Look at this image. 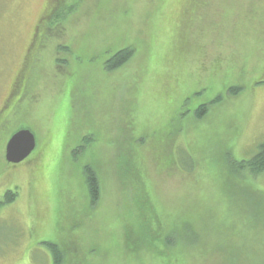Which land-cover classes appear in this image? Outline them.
I'll list each match as a JSON object with an SVG mask.
<instances>
[{
	"label": "rangeland",
	"instance_id": "obj_1",
	"mask_svg": "<svg viewBox=\"0 0 264 264\" xmlns=\"http://www.w3.org/2000/svg\"><path fill=\"white\" fill-rule=\"evenodd\" d=\"M56 11L69 36L24 93ZM20 130L35 149L8 164ZM263 143L264 0H0V264H54L47 244L63 264H264V174L238 167Z\"/></svg>",
	"mask_w": 264,
	"mask_h": 264
},
{
	"label": "trees",
	"instance_id": "obj_2",
	"mask_svg": "<svg viewBox=\"0 0 264 264\" xmlns=\"http://www.w3.org/2000/svg\"><path fill=\"white\" fill-rule=\"evenodd\" d=\"M57 1H62V0H57ZM57 4H58V2H56V5ZM60 10H62V9H60ZM57 11H56V13L53 14L54 16L51 15V13H50V15L48 17H46L43 22H45L48 18L51 21L53 19H55L57 22L55 23L54 26H51V28H49V29H52L55 32L61 27L60 29L65 31V32H60V33H63V35H64L63 37L69 36L68 30L66 28H64V25L69 24V22H68L69 18L67 15H62V14H64V13H62V11H59V12H57ZM47 29H48V27L43 29L41 26V34H39L37 39L35 40V42H37L35 44V52L31 53L28 56L27 64H26L24 70H22V72L20 74V78H18V79H20V82H21V84H20L21 90L24 91L26 89L24 93H26L27 91L30 90V88H28V86L29 87L32 86V82L34 81V79L36 80L35 74H34L36 71V68L33 66V64L31 62H33V63L35 62L36 58H38V55H39L38 53H40L42 48H45L49 42L55 43L54 37L50 38V33L46 32V34H44V32ZM42 45L44 47H42ZM65 45H67V44H65ZM68 46H71V45H68ZM65 47H67V46H65ZM60 48H61V46L58 45L57 49H60ZM67 48H69V47H67ZM68 54H70V53H67V55ZM133 55H134V51L131 49L120 50L119 52L112 55L110 61L104 65L105 71H107L109 73H113V72L119 70L120 68L125 66L128 62H130V60L133 58ZM42 58L44 59V56L43 57L40 56L38 60H43ZM58 58L60 59V61H58V64L65 63L66 66H68V63L70 62V56L68 57V59H67V57L64 58L63 61H61L62 57H58ZM26 85H27V87H26ZM230 91H233V90L230 89ZM15 92H17V91H15ZM205 110H207V106L202 105L197 111L198 116L203 115ZM238 167L242 170H246L252 176H259V175L264 174V143L260 145L259 152L252 159H250L248 161L238 162ZM84 172H85V176H86V184H87L88 189H89L90 199H91L92 203L97 202L99 200V197H100L99 196L100 190H99L98 176L95 173L94 169L90 166L86 167ZM16 197H17V193L12 192V191H8L5 194L4 202H2V203H5V204L12 203L16 199ZM1 205L2 204H0V206ZM47 246L53 255L54 264H63V258L64 257L62 256L63 254L59 251V247L57 245H54V244H47Z\"/></svg>",
	"mask_w": 264,
	"mask_h": 264
},
{
	"label": "water",
	"instance_id": "obj_3",
	"mask_svg": "<svg viewBox=\"0 0 264 264\" xmlns=\"http://www.w3.org/2000/svg\"><path fill=\"white\" fill-rule=\"evenodd\" d=\"M36 140L29 130H21L9 141L6 148V160L9 164L22 163L35 149Z\"/></svg>",
	"mask_w": 264,
	"mask_h": 264
},
{
	"label": "flooded vegetation",
	"instance_id": "obj_4",
	"mask_svg": "<svg viewBox=\"0 0 264 264\" xmlns=\"http://www.w3.org/2000/svg\"><path fill=\"white\" fill-rule=\"evenodd\" d=\"M51 31H53L52 29H47L45 32H44V34H46V32H48V33H50ZM41 34V33H40ZM37 42H33V45H35ZM42 47H44L43 45H42ZM15 86V85H14ZM6 108V105H5V103L3 104V106H2V109H5ZM7 108H9V107H7ZM1 109V110H2ZM0 202H4L2 199L0 200ZM0 204H2L1 206H0V208L2 207V206H5L6 204L5 203H0ZM1 217V216H0Z\"/></svg>",
	"mask_w": 264,
	"mask_h": 264
}]
</instances>
